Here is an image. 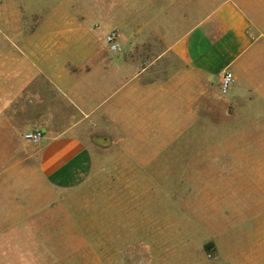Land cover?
Here are the masks:
<instances>
[{
  "label": "crops",
  "instance_id": "crops-1",
  "mask_svg": "<svg viewBox=\"0 0 264 264\" xmlns=\"http://www.w3.org/2000/svg\"><path fill=\"white\" fill-rule=\"evenodd\" d=\"M104 6L109 24L97 21ZM45 7L39 34L26 40L34 45L16 57L31 60L16 69L30 79L0 85V234L16 236L17 264L33 263L38 219L89 164L90 144L71 124L108 123L127 135L142 122L161 139L168 123L182 133L202 121L204 100L209 139L231 157L224 263L264 264V0H125L78 5L77 15L72 3ZM110 30L119 32L117 50L105 44ZM225 73L233 82L222 94ZM39 80L67 113L40 99ZM34 131L40 140L26 141Z\"/></svg>",
  "mask_w": 264,
  "mask_h": 264
},
{
  "label": "rangeland",
  "instance_id": "rangeland-1",
  "mask_svg": "<svg viewBox=\"0 0 264 264\" xmlns=\"http://www.w3.org/2000/svg\"><path fill=\"white\" fill-rule=\"evenodd\" d=\"M54 1L72 3L77 15L78 5L125 0H0V85L30 79L16 69L31 60L16 57L34 45L27 37L39 34L45 6ZM110 13L104 6L97 21L109 24ZM87 14L95 21V11ZM113 31L119 34L110 30L105 44ZM38 82L40 99L67 113L64 101L48 97ZM199 111L202 121L182 133L168 123L161 139L142 122L131 123L127 135L108 123L71 124L90 144L89 164L75 186L56 189L49 217L38 219L37 257L24 264H226L224 166L231 157L217 148L221 139H209L205 100ZM236 191L238 198L246 194ZM15 239L0 234V264L18 263Z\"/></svg>",
  "mask_w": 264,
  "mask_h": 264
},
{
  "label": "built area",
  "instance_id": "built-area-1",
  "mask_svg": "<svg viewBox=\"0 0 264 264\" xmlns=\"http://www.w3.org/2000/svg\"><path fill=\"white\" fill-rule=\"evenodd\" d=\"M119 34L116 31L110 32L107 37H106V42L111 46V50H117L118 49V44H117V39H118ZM233 82V76L231 73H225L220 82V89L222 94L226 93V91L229 89ZM42 137V133L40 131H34L29 134H26L24 136V139L30 143H37L40 138Z\"/></svg>",
  "mask_w": 264,
  "mask_h": 264
}]
</instances>
